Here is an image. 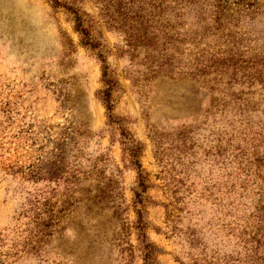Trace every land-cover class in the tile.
Returning a JSON list of instances; mask_svg holds the SVG:
<instances>
[{
  "label": "rangeland",
  "instance_id": "rangeland-1",
  "mask_svg": "<svg viewBox=\"0 0 264 264\" xmlns=\"http://www.w3.org/2000/svg\"><path fill=\"white\" fill-rule=\"evenodd\" d=\"M60 2L0 0V264H264V0Z\"/></svg>",
  "mask_w": 264,
  "mask_h": 264
},
{
  "label": "trees",
  "instance_id": "trees-1",
  "mask_svg": "<svg viewBox=\"0 0 264 264\" xmlns=\"http://www.w3.org/2000/svg\"><path fill=\"white\" fill-rule=\"evenodd\" d=\"M52 1L56 5H61L60 0H52ZM214 2H215V7L217 8V13L220 14L219 16H224V13H227V11L233 10L232 6H237V7L242 6L246 9H250L253 7H258V5H259V0H214ZM217 18L219 19L220 17H217ZM76 19L78 20V26L80 27L82 33H84L85 35H88L86 28L83 27L82 19H81L80 15L77 14V12H76ZM131 36L132 35H130V37ZM144 37H145V35H144ZM93 46L97 47L96 45H93ZM102 60L105 61L104 58ZM210 60H213V59H210ZM222 61H221L222 65H226V64H228L227 61L231 62L232 59H227V61L224 60L223 62ZM260 63L264 65V62H260ZM208 66H210V64L204 63V69H203L204 72L207 70ZM108 69H109V67L105 62L103 74L105 77L104 81H105L107 87L104 90V101L106 103L107 109L111 111L112 106H113V104H112V90L114 87V79H112L110 77ZM262 71H263V69H257L256 70V72H259V73ZM33 172H35V171H33ZM142 185H144V183H142ZM140 217L142 218L143 216L140 214ZM256 228H257L255 231L256 237H261V238L264 237V225L262 224L260 226H257ZM152 254H154V251L149 250L147 253V257L150 258L152 256ZM148 263L150 264V262H148Z\"/></svg>",
  "mask_w": 264,
  "mask_h": 264
}]
</instances>
